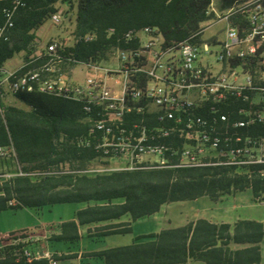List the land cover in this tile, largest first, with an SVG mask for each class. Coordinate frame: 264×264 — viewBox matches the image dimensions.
Returning <instances> with one entry per match:
<instances>
[{"label":"trees","instance_id":"obj_1","mask_svg":"<svg viewBox=\"0 0 264 264\" xmlns=\"http://www.w3.org/2000/svg\"><path fill=\"white\" fill-rule=\"evenodd\" d=\"M15 1L20 5L8 39L0 42V67L23 53L24 65L18 75L41 64H29L30 56L42 46L36 34L58 13L68 18L75 11L74 40L58 54L83 64L102 63L117 49L137 47L138 39L129 42L126 38L130 31L158 29L170 45L186 40L212 18L206 15L212 0H0V26L5 23V9ZM60 4L67 10L61 11ZM0 94L4 95L0 97L4 108L0 112V148L13 149L15 166L13 171L0 173V212L95 203L63 222L49 243H76L81 239L80 227L92 225L99 226L88 229L90 237L130 233L132 222L151 217L174 202L203 197L216 202L247 190L256 203L264 202V165L87 172L97 164H111L86 146L96 111L86 112L82 103L65 97L35 92L9 95L4 90ZM252 132L264 136V126H256ZM125 216L129 222L111 223ZM263 241L262 222L229 224L199 219L137 237L129 246L83 257L101 259L104 264H261ZM28 246L0 248V264H28L17 262L16 256L18 249Z\"/></svg>","mask_w":264,"mask_h":264},{"label":"built area","instance_id":"obj_2","mask_svg":"<svg viewBox=\"0 0 264 264\" xmlns=\"http://www.w3.org/2000/svg\"><path fill=\"white\" fill-rule=\"evenodd\" d=\"M19 5L5 9L0 42L8 39ZM206 15L212 18L198 32L170 45L158 29L130 31L127 40L138 39V46L114 51L116 68L66 60L58 51L74 38H53L29 58L47 66V73L37 69L30 89L96 111L86 146L126 162L121 170L264 165V136L252 132L264 126V0L239 1L226 14L211 2ZM62 18L55 14L52 22L60 26ZM218 24L221 30L204 38ZM80 65L90 76L82 84L67 81L65 69ZM20 69L0 67V90L15 95L14 86H23ZM10 156L13 149L0 148V158ZM33 242L22 231L0 238V248ZM16 256L17 262L57 264L61 255L24 247Z\"/></svg>","mask_w":264,"mask_h":264},{"label":"rangeland","instance_id":"obj_3","mask_svg":"<svg viewBox=\"0 0 264 264\" xmlns=\"http://www.w3.org/2000/svg\"><path fill=\"white\" fill-rule=\"evenodd\" d=\"M65 8H67L65 6ZM222 24L209 28L204 38L208 39L213 34L218 33ZM75 30L73 15L68 18H62L60 26L55 25L49 20L38 32L42 45L48 40L57 36L72 38ZM21 55H16L13 60L7 63V69L20 61ZM103 67L116 68L118 61L114 56H110L108 61L101 63ZM72 72L67 71L65 78L70 82L82 84L90 76V72L82 65L72 67ZM116 91L120 88L115 84H111ZM0 173L15 170L12 156L2 159L0 158ZM109 166L95 165L93 170H100L101 173L118 171L126 164L124 161L112 159ZM95 205L94 202L81 204H60L54 206H46L43 209H20L8 210L0 212V237L7 236L11 232H19L28 229L39 233L41 227L56 226L62 222L73 220L75 213L87 206ZM199 219H206L213 223H229L234 224L238 220H256L264 223V203L258 204L253 200L251 190L240 192L237 194L226 195L219 201H212L208 197H203L195 201H183L166 204L161 211L151 217H146L131 223L132 230L126 234H114L105 237H90L88 235V227H82L80 230L81 239L76 243L68 242H51L46 248L52 254L63 252L65 254L74 253H92L108 250L111 248L129 246L136 242L137 237L160 233L168 228H176L185 226L189 222ZM121 222H129V216L123 217ZM119 221V222H120ZM16 234V233H12ZM9 234V235H12ZM146 240V239H145ZM143 240V241H145ZM262 247V257L264 264V242ZM57 264H104L101 259L97 258H70L61 259ZM200 264V263H189Z\"/></svg>","mask_w":264,"mask_h":264},{"label":"crops","instance_id":"obj_4","mask_svg":"<svg viewBox=\"0 0 264 264\" xmlns=\"http://www.w3.org/2000/svg\"><path fill=\"white\" fill-rule=\"evenodd\" d=\"M239 1H242V0H212V3H213V7H214V9L218 12V13H220V14H226L228 11H229V9H231L237 2H239ZM59 7H60V9H61V11H64V10H67L66 8H65V6H63V5H58ZM71 15H73V18H74V23H75V11H73L72 12V14ZM40 31V30H39ZM38 31V32H39ZM37 32V37L40 39V36H39V33ZM57 37H61V36H57ZM41 40V39H40ZM51 40V39H50ZM50 40H48V41H50ZM42 41V40H41ZM42 43H45V42H42ZM19 55H21V58H20V61L18 62V63H16V64H14V65H12L10 68H9V70H18V69H20L23 65H24V54L22 53V54H19ZM14 59V58H13ZM12 59V60H13ZM11 61V60H10ZM8 63V62H7ZM6 68H7V64H6V66H5ZM72 68H66L65 69V73L67 72V71H71L72 72V70H71ZM67 81H69L68 79H67ZM70 82V81H69ZM73 83V82H72ZM0 166H1V164H0ZM86 208V207H85ZM71 221V220H70ZM120 221V220H119ZM119 221H115V222H111V223H123V222H119ZM239 221V220H238ZM260 222V221H259ZM63 223V222H62ZM62 223H60V224H58V225H56V226H49V227H44V226H42L41 228V230H40V232L39 233H36V232H34V231H30V230H28V229H23V230H21V231H19V232H22V231H27V232H29L30 234H31V236L33 237V240H34V242L32 243V244H30L29 246H28V249L29 250H32V251H37V250H39V249H46L47 248V246L46 245H48L49 244V242H48V240H49V238L53 235V234H58L59 233V226L62 224ZM263 223V222H262ZM107 224H110V223H103V224H101V225H107ZM95 226H99V225H92V226H86V227H88V229L89 228H94ZM81 228L82 227H80V229L79 230H81ZM18 232V233H19ZM12 233H17V232H11V233H8L7 234V236H5V237H0V238H6V237H8L9 236V234H12ZM81 234V233H80ZM264 242V241H263ZM262 242V243H263ZM262 245V244H261ZM235 248H240V247H238V246H236ZM262 248V247H261ZM57 254H59V255H61V256H68V255H78V257L77 258H84L83 256L86 254V253H80V254H74V253H69V254H65V253H63V252H57ZM58 261L59 260H57V263H58ZM48 264V263H47Z\"/></svg>","mask_w":264,"mask_h":264},{"label":"bare ground","instance_id":"obj_5","mask_svg":"<svg viewBox=\"0 0 264 264\" xmlns=\"http://www.w3.org/2000/svg\"><path fill=\"white\" fill-rule=\"evenodd\" d=\"M39 61H34L33 63H38ZM37 69H40V73H47V66H41V64L29 72H25L22 75V84L23 86H14V93H32L35 92V90H31V78L37 77Z\"/></svg>","mask_w":264,"mask_h":264}]
</instances>
